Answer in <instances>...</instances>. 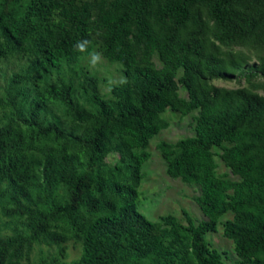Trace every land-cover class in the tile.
<instances>
[{
  "label": "trees",
  "instance_id": "16d2710c",
  "mask_svg": "<svg viewBox=\"0 0 264 264\" xmlns=\"http://www.w3.org/2000/svg\"><path fill=\"white\" fill-rule=\"evenodd\" d=\"M93 48L126 83L102 92ZM167 109L192 117L156 149L197 223L136 204ZM218 224L233 264H264V0H0V264H228Z\"/></svg>",
  "mask_w": 264,
  "mask_h": 264
},
{
  "label": "rangeland",
  "instance_id": "374dc122",
  "mask_svg": "<svg viewBox=\"0 0 264 264\" xmlns=\"http://www.w3.org/2000/svg\"><path fill=\"white\" fill-rule=\"evenodd\" d=\"M93 50L98 52L95 48ZM91 52L84 54L81 64L84 65L90 74L99 77L102 92L108 93L110 85L123 79L120 65L118 63H110L102 56V62L96 68L89 70L88 59ZM214 83L216 85L234 87L245 84V80H242L240 83L215 80ZM181 94H184L182 90ZM163 116L169 125L165 129H162L149 142L148 150L150 157L143 163L141 168L143 178L138 187L136 204L139 211L150 220H157L160 215L170 213L177 216L183 223H186L184 211H187L197 223L204 218L193 199L198 194V187L168 176L165 172V162L156 149V144L160 140L174 142L179 138L193 135L192 117L190 115L181 116L170 109H167ZM116 158V155H111L108 158L109 163L112 164ZM215 160L218 165V173L228 172L227 167L218 156H215ZM230 177L236 178L232 175ZM227 217L230 216L228 215ZM205 238L212 247L222 253L224 260L228 264H233V261L236 259L233 243L223 235L221 224H218L217 231L207 233ZM79 253L80 248L78 246L74 247L70 243L66 260L70 261L77 258Z\"/></svg>",
  "mask_w": 264,
  "mask_h": 264
},
{
  "label": "clouds",
  "instance_id": "9594fccd",
  "mask_svg": "<svg viewBox=\"0 0 264 264\" xmlns=\"http://www.w3.org/2000/svg\"><path fill=\"white\" fill-rule=\"evenodd\" d=\"M91 40L89 39H81L78 40L74 45H73V51L76 52H87L88 48L91 44ZM102 55L99 52H96L95 50H93L90 55H89V59H88V66H89V70H92L94 68H96L101 62H102ZM121 83H126L125 80H121Z\"/></svg>",
  "mask_w": 264,
  "mask_h": 264
}]
</instances>
